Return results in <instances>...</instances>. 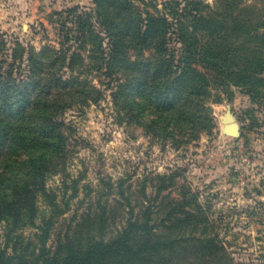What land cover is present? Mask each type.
I'll use <instances>...</instances> for the list:
<instances>
[{
	"label": "rangeland",
	"instance_id": "1",
	"mask_svg": "<svg viewBox=\"0 0 264 264\" xmlns=\"http://www.w3.org/2000/svg\"><path fill=\"white\" fill-rule=\"evenodd\" d=\"M191 1L0 0V106L46 105L60 143L42 178L29 176L39 183L32 193L0 204V249L64 254L117 237L132 212L168 218L181 194L194 191L208 226L135 231L147 249L114 264H264V69L252 50L264 41L242 42L234 61H219L221 79L180 100L191 112L183 123L151 110L157 99L148 97L169 85L156 68L167 57L158 43L172 53L182 37L210 41V23H197L191 8L229 21L245 5L244 18L264 20V0ZM227 109L240 137L222 132ZM14 113L0 114V145ZM40 229H49L44 243Z\"/></svg>",
	"mask_w": 264,
	"mask_h": 264
},
{
	"label": "trees",
	"instance_id": "2",
	"mask_svg": "<svg viewBox=\"0 0 264 264\" xmlns=\"http://www.w3.org/2000/svg\"><path fill=\"white\" fill-rule=\"evenodd\" d=\"M94 2L97 6L101 4L100 0H94ZM191 3V5H197L198 1L192 0ZM242 6L236 7L241 14L235 12L229 15L231 17L229 21L218 19L214 14L206 16L200 12L199 8H191L192 13L190 12V14L194 20H197V23L200 21L210 23L207 29H209L208 35H211L212 38L209 36L210 41L207 40L203 45L200 44L197 37L193 40L180 38L181 47L172 53H167V43L164 41L156 45L158 50H165L164 54L167 56L163 57L156 68L158 67L157 70L164 73L166 77L164 83L169 85L168 88L157 94V98L155 94L148 96L157 99L151 110L155 109L158 115H164L167 120L170 118L169 120L183 123L180 116L188 114L191 117V112H187L189 101L182 105L180 100L192 99L193 94L198 95L195 92L198 88L208 86L221 79V73L226 71V67L219 61L222 59L227 63L234 61L235 58L231 51L240 46L242 42L243 45L250 37L258 42L264 41V20L254 19L252 15H250L251 18H244L242 13L251 12L249 7ZM148 25L147 23L146 27ZM241 37V42H236L235 39ZM222 41H225L226 44H223ZM142 42H145V37L142 38ZM252 50L256 51L258 66H260V70H263L264 47L257 46ZM190 58L195 60L194 64L200 63L203 69L190 64ZM177 72L179 73L177 74ZM231 73L234 74V71ZM235 75L238 76L237 71H235ZM153 80H155V76ZM15 110L18 111L17 118L13 120L9 115L8 119H11L12 122L5 123V126L8 127L4 129L5 133L1 139L4 145H0V152L2 151L0 163L4 162L0 169V204L2 208H6L5 202L8 201L10 195L23 197L25 194L32 193L37 182L34 185L29 184V176L36 178L39 175V178H42L46 166L44 161L55 154L57 144H60L54 141L57 139V123L54 121L52 113H48L46 105L40 111L34 108L33 104L18 103L14 105L9 102L8 104L2 103L0 106V114L14 113ZM6 119L4 118V121ZM150 123L157 124V118H151ZM21 154H25L27 157L23 158ZM20 166L27 169L23 175L18 173ZM41 188L45 189V186L42 184ZM202 210L198 194L194 191H186L185 195L181 194V198L168 218L165 217L157 221L146 210H139L136 213L132 212L126 225L121 228L125 230L117 237L90 241L84 247L74 248L71 246L64 254H61L62 250L51 253L46 249L44 252L36 253L33 258L21 255L16 250L13 253H8L4 249H0V264H114L122 254L136 255L147 249L145 246H139L132 239V234L135 231L146 233L148 229H162L164 226L172 229L179 225H192L194 229H202L209 225V219ZM40 231L38 237L40 242L44 243L49 238V229H40ZM207 242L211 246L215 245L212 239H207ZM42 246L45 247V244Z\"/></svg>",
	"mask_w": 264,
	"mask_h": 264
},
{
	"label": "water",
	"instance_id": "3",
	"mask_svg": "<svg viewBox=\"0 0 264 264\" xmlns=\"http://www.w3.org/2000/svg\"><path fill=\"white\" fill-rule=\"evenodd\" d=\"M224 125L222 127V132L226 135L232 137H240L241 136V126L239 122L235 120L234 115L232 114L230 109H227L225 113V117L223 118Z\"/></svg>",
	"mask_w": 264,
	"mask_h": 264
},
{
	"label": "crops",
	"instance_id": "4",
	"mask_svg": "<svg viewBox=\"0 0 264 264\" xmlns=\"http://www.w3.org/2000/svg\"><path fill=\"white\" fill-rule=\"evenodd\" d=\"M59 1V0H58Z\"/></svg>",
	"mask_w": 264,
	"mask_h": 264
}]
</instances>
